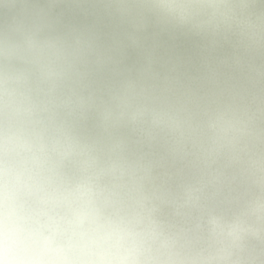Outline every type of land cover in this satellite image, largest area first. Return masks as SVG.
<instances>
[{
    "label": "clouds",
    "instance_id": "clouds-1",
    "mask_svg": "<svg viewBox=\"0 0 264 264\" xmlns=\"http://www.w3.org/2000/svg\"><path fill=\"white\" fill-rule=\"evenodd\" d=\"M0 264H264V0H0Z\"/></svg>",
    "mask_w": 264,
    "mask_h": 264
}]
</instances>
